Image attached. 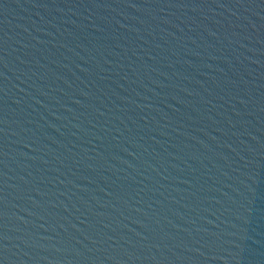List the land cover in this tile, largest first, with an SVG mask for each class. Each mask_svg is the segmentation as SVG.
I'll return each mask as SVG.
<instances>
[{"label": "water", "instance_id": "95a60500", "mask_svg": "<svg viewBox=\"0 0 264 264\" xmlns=\"http://www.w3.org/2000/svg\"><path fill=\"white\" fill-rule=\"evenodd\" d=\"M0 264H264V0H0Z\"/></svg>", "mask_w": 264, "mask_h": 264}]
</instances>
